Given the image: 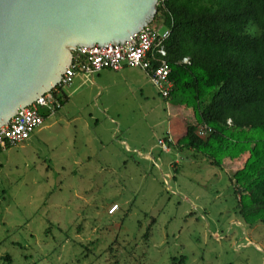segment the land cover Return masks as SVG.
I'll return each mask as SVG.
<instances>
[{
    "label": "rangeland",
    "instance_id": "rangeland-1",
    "mask_svg": "<svg viewBox=\"0 0 264 264\" xmlns=\"http://www.w3.org/2000/svg\"><path fill=\"white\" fill-rule=\"evenodd\" d=\"M125 72L71 98L89 127L0 152V264H264V224L243 221L229 175L207 153L163 150L170 107L143 70Z\"/></svg>",
    "mask_w": 264,
    "mask_h": 264
},
{
    "label": "trees",
    "instance_id": "trees-1",
    "mask_svg": "<svg viewBox=\"0 0 264 264\" xmlns=\"http://www.w3.org/2000/svg\"><path fill=\"white\" fill-rule=\"evenodd\" d=\"M155 21L170 29L172 95L196 116L181 148L207 153L220 168L218 148L232 157L250 151L232 178L237 211L251 226L264 224V0H160ZM201 126L212 133L200 137Z\"/></svg>",
    "mask_w": 264,
    "mask_h": 264
},
{
    "label": "water",
    "instance_id": "water-1",
    "mask_svg": "<svg viewBox=\"0 0 264 264\" xmlns=\"http://www.w3.org/2000/svg\"><path fill=\"white\" fill-rule=\"evenodd\" d=\"M160 0H0V127L61 82L82 46L124 44Z\"/></svg>",
    "mask_w": 264,
    "mask_h": 264
},
{
    "label": "built area",
    "instance_id": "built-area-1",
    "mask_svg": "<svg viewBox=\"0 0 264 264\" xmlns=\"http://www.w3.org/2000/svg\"><path fill=\"white\" fill-rule=\"evenodd\" d=\"M169 36L170 29L162 31L148 25L124 44L79 47L74 51L72 63L64 72L60 84L20 110L7 125L0 127V150H7L27 141L45 124L46 118L42 111L54 112L62 108L64 100L77 90L81 75L91 77L105 68L121 71L125 67H137L147 72L162 97H171V67L165 60V41ZM185 62H189V59H185ZM211 133L212 130L205 126L198 130L200 137H207ZM159 143L163 150H170L171 139H161ZM118 208L117 204L113 205L109 213L113 214Z\"/></svg>",
    "mask_w": 264,
    "mask_h": 264
},
{
    "label": "crops",
    "instance_id": "crops-1",
    "mask_svg": "<svg viewBox=\"0 0 264 264\" xmlns=\"http://www.w3.org/2000/svg\"><path fill=\"white\" fill-rule=\"evenodd\" d=\"M127 68L143 70V69L137 68V67H125L121 71H115V70L110 69V68H105V69L101 70L100 72L95 73L91 77H86L85 75H81L78 79L77 90L71 96L67 97L64 100L62 108H60L54 112H48L45 110L42 111L45 118H46L45 124L42 127L38 128L31 135V137L25 142H29V143H33V144H47L48 142H51L52 139L54 138L53 134H51V130L55 126L60 125L61 127H65V126H71L75 123H81L80 119H82V118H81L80 114L73 112V108H71L73 104L75 105V100H71V98L76 96V94L78 95V94H81L85 91H87V92L88 91L89 92L94 91V92H96L95 93L96 95H98L99 93L102 94L104 91V86L107 85L106 77L110 76L112 74V72H116V76H119V77L126 76L127 73L125 71L127 70ZM144 72L146 73L147 77L149 78L147 72L146 71H144ZM97 76H98V78H97ZM128 78L132 79L131 76H128ZM133 82H134V80H132V83ZM156 91H157V89H156ZM157 93L161 96V94L158 91H157ZM162 98L165 100L168 108L170 107L169 113L171 114L170 126H169L168 133L162 139H168V138L171 139L170 144L172 146L174 145L175 148H177L176 149L177 151L178 150L179 151L186 150L190 154L193 155L195 152L193 149H182L181 148V146L184 145V143H186L185 140H186V136H187L188 125L189 124H196V116H195V112H194L193 107L186 104L184 101H182L178 97V95H175V96L172 95L169 98H164V97H162ZM65 107L67 109L63 110ZM105 112H106V114H109V112L107 110H105ZM91 117L94 118L93 114ZM82 120H84L83 122L86 123L87 127L90 126V121H88L86 119H82ZM96 121L99 122L98 118H96ZM70 143L73 145V146H71V148L76 149V146H75L76 140L74 138L71 139ZM123 143H126V147L128 149L130 148V144L126 140L122 141L121 145ZM85 144L87 145V143H85ZM219 150H221V153ZM2 151H5V150H0V152H2ZM217 151H219V153H217ZM215 155H216V158L218 160H220L222 163V168H220V167L219 168L224 170L229 175L231 182L235 187L237 184V181H236V179H232V178L236 175V173L238 171H240L241 169H243L245 167V165H246V163L250 157V151H248V150L243 151L242 150L240 152L239 156L232 157L230 153L223 151L221 148L220 149L218 148L215 151ZM142 156L145 158H153L152 155L150 154V152L144 153V154H142ZM178 164H179L178 161L171 163V168L174 171H177ZM166 175L168 177L170 176L173 179L177 180V176L172 175V173L170 171H168L166 173ZM236 199H238V198L236 197ZM115 204L118 205V203L114 202L110 205V207H112ZM119 209H120V206H119L118 210ZM108 212H109V209H108ZM109 214H111V213H109ZM113 214H115V212Z\"/></svg>",
    "mask_w": 264,
    "mask_h": 264
}]
</instances>
